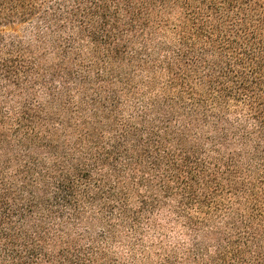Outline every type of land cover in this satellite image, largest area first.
Instances as JSON below:
<instances>
[{"label":"trees","instance_id":"trees-1","mask_svg":"<svg viewBox=\"0 0 264 264\" xmlns=\"http://www.w3.org/2000/svg\"><path fill=\"white\" fill-rule=\"evenodd\" d=\"M0 264H264V0H0Z\"/></svg>","mask_w":264,"mask_h":264}]
</instances>
